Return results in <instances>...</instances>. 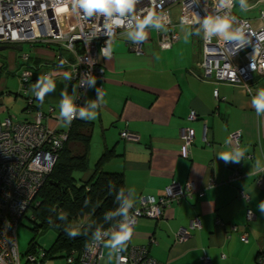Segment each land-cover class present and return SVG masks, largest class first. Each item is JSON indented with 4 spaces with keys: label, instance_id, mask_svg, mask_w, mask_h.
<instances>
[{
    "label": "crops",
    "instance_id": "obj_1",
    "mask_svg": "<svg viewBox=\"0 0 264 264\" xmlns=\"http://www.w3.org/2000/svg\"><path fill=\"white\" fill-rule=\"evenodd\" d=\"M253 2L248 0L250 8L264 9V3L253 7ZM235 7L233 11L239 16ZM180 25H176L180 40L165 50L159 48L155 30L148 31L139 55L130 49L131 42L125 36L120 34L113 40L111 58L102 61L104 102L97 118L88 121L91 140L83 178H90L101 155L111 152L102 169L122 173L125 190L135 189V202L140 195L161 194L171 182L191 181L202 194L171 204L159 219L140 218L128 244L147 246L161 264H204L203 256L209 258V264H257L258 255L264 252V214L257 208L264 200V183L258 187L256 180L264 179V173H257L253 165L257 159L264 163V115L257 116L251 99L264 88V75L255 76L251 92L241 85L203 79L195 69L203 58V34L186 39V30L194 33L199 26L185 25L182 29ZM24 53H28L27 59ZM57 53L73 58L55 44H0V75L16 76L19 83V77L28 73L35 83L38 76L50 71L56 89L42 104L35 105L43 111L52 106L45 123L63 130L66 125L59 119L61 92L74 97L76 85L64 79L67 68L55 65ZM7 84L8 77H2L0 121L8 116L30 120L25 97L19 98L18 93L12 97L10 90L3 92ZM95 85L88 89L84 104L96 99ZM191 111L196 114L193 120L189 119ZM183 127L194 133L189 147L181 140ZM124 129L136 134L138 140L121 139ZM234 131L241 133L240 147L247 151L244 160L226 164L218 154L232 147L225 142ZM239 165V178L229 181ZM240 192L246 193L248 200L241 198ZM247 209L254 215L251 220L246 217ZM196 216L201 227L190 229ZM179 229L190 234L183 242L175 238ZM244 232L247 242L240 240Z\"/></svg>",
    "mask_w": 264,
    "mask_h": 264
},
{
    "label": "built area",
    "instance_id": "obj_2",
    "mask_svg": "<svg viewBox=\"0 0 264 264\" xmlns=\"http://www.w3.org/2000/svg\"><path fill=\"white\" fill-rule=\"evenodd\" d=\"M56 3L57 0H0V44H55L70 52L72 59L57 53L54 63L69 70L72 76L70 82L76 85L75 103L83 106L90 88L86 83L81 84L84 80L95 79L96 98L97 89L103 93L105 70L102 61L106 58L100 56L101 48L105 46L107 39H111L112 45L113 40L128 29L118 28L115 35L109 38L105 35L103 17L85 18L70 11L60 12L58 8H54ZM261 3L264 0H254L252 6ZM217 4L218 0H156L155 5H152L150 0H140L135 14L141 15L145 9L155 7L157 13L169 16L171 23L167 25V31L152 28L147 30L158 33V46L165 50L180 40L176 25L181 24L183 17L192 20L190 26L195 29L199 26L197 16L203 18L208 14H217ZM236 4L230 10H221L219 14L227 13L235 17L233 28L243 27L248 43L237 49L235 42L225 43L216 37L209 42L202 37L203 58L195 64V69L205 80L241 85L249 91L255 76L264 75V11L256 21H251L234 13ZM174 6L178 8L176 19L172 12ZM129 47L135 54H142V43H130ZM28 56V53L23 54L24 59ZM42 75L53 78L50 71H45ZM18 80V94L25 96L31 119L17 121L8 116L0 121V264H44V252L26 253L22 261L23 254L17 245V231L28 210H31V219L34 218L32 210L40 204L38 193L68 139L71 125L63 130L49 127L45 120L53 112V107L48 106L46 111L35 107L39 101L32 92L34 82L31 74H22ZM213 95L218 98L217 89L213 90ZM195 118V112L191 111L189 119ZM75 120L77 119L73 121ZM180 136L185 146L189 147L194 133L191 128L183 127ZM120 137L123 140H138V136L127 129L120 132ZM228 140H231L232 147H240L241 133H230ZM239 176L240 165L232 170L228 180L233 181ZM262 183L264 179L258 177L256 185L261 187ZM195 194L201 195L202 191L197 190L193 182L187 181L184 184L171 182L157 196L140 195L130 210L134 221L133 230L140 218L159 219L163 210L171 204L192 198ZM240 196L248 200L246 193L240 192ZM246 217L248 220L254 217L250 209L246 210ZM189 227L194 230L201 227L197 216L191 220ZM110 228L111 226L104 230ZM189 235L188 230L179 229L175 238L178 242H183ZM240 240L247 242V233L241 234ZM128 242L119 252L110 250L114 264H161L149 254L147 246L130 245ZM65 261L66 264H108L109 257L104 255L103 245H92L90 240L82 250L72 249L68 252ZM202 262L210 263L206 256L202 257ZM257 264H264V252L258 255Z\"/></svg>",
    "mask_w": 264,
    "mask_h": 264
},
{
    "label": "clouds",
    "instance_id": "obj_3",
    "mask_svg": "<svg viewBox=\"0 0 264 264\" xmlns=\"http://www.w3.org/2000/svg\"><path fill=\"white\" fill-rule=\"evenodd\" d=\"M140 0H57L54 8H58L60 12H71L81 15L85 18L100 16L104 19L105 35L109 38L115 35V30L118 28H127L126 32L121 33L128 41L133 44H141L148 39V29L152 28L156 31H167V25L171 23L170 18L165 13H157L155 7L145 9L141 15H136V5ZM152 5H155L156 0H150ZM238 3L243 11L249 9L248 0H218L216 5L217 14H208L203 18L197 16L199 27L193 33L191 30H186V39L195 34L197 36L203 34V39L211 41L213 37L227 42H235V48H240L248 43L243 27L233 28L235 17L225 13L220 15L219 12L224 9H231L234 4ZM146 13V14H145ZM192 20L187 17L181 19V28L185 25L190 26ZM112 54L111 39H107L106 44L100 50V56L110 59ZM63 66V62L61 64ZM89 75V74H88ZM86 75V76H88ZM64 79L70 81L72 76L69 73L64 74ZM95 79L84 80L81 84H87L89 87L95 85ZM56 82L50 75L38 76L36 82L32 85V92L36 99L42 104L46 95L54 92ZM251 92V89H249ZM75 92V88L73 89ZM104 102V94L97 89V98L88 100L85 105L77 106L75 98L68 94L67 91L61 92L59 103V119L66 125L70 126L74 119L85 121H93L97 118L98 109ZM251 105L255 109L257 116L264 115V88L256 91L252 96ZM231 144V140L225 142ZM246 149L235 146L228 151L218 154L219 158L227 163H239L245 159ZM257 173H264V163L259 159L253 165ZM110 192L115 190V185L109 183ZM115 201L118 207L104 214V222L112 221L111 228L107 231L102 229V226H96L91 231L92 245H103L111 250V252H119L123 246L131 239L133 235V218L130 210L133 209L135 203V189L120 188L116 191ZM85 207L89 201L85 200ZM261 214H264V200H261L257 205ZM58 219L63 221L67 219L66 213H60ZM49 223L53 221L49 219ZM83 228V227H81ZM91 225L88 228H83V232L79 228L68 227L65 229L67 235L71 238L80 235H88ZM107 238V239H105ZM87 246V245H86ZM110 252V254H111Z\"/></svg>",
    "mask_w": 264,
    "mask_h": 264
},
{
    "label": "trees",
    "instance_id": "obj_4",
    "mask_svg": "<svg viewBox=\"0 0 264 264\" xmlns=\"http://www.w3.org/2000/svg\"><path fill=\"white\" fill-rule=\"evenodd\" d=\"M37 107V106H35ZM91 125L88 121L77 119L69 128L68 139L59 152L56 163L41 187L38 198L40 204L32 210L34 222L38 220L36 232L45 233L48 229L56 232L57 238L53 248L65 252L72 249L82 250L91 240V231L96 226L106 229L112 225V221L104 222V214L114 210L119 205L115 201V194L120 188L125 189L122 173H109L103 171V164L111 157L112 153H103L94 165V171L90 178L83 176L88 169V151L90 147ZM115 185V190H109V183ZM85 200L89 201L85 207ZM60 213H66V220H59ZM86 216L78 227L91 229L88 235H80L71 238L65 231L66 228L76 224L77 217ZM49 219L53 221L49 223ZM83 227V228H81ZM34 240V241H33ZM30 242L28 252L35 251V238Z\"/></svg>",
    "mask_w": 264,
    "mask_h": 264
},
{
    "label": "rangeland",
    "instance_id": "obj_5",
    "mask_svg": "<svg viewBox=\"0 0 264 264\" xmlns=\"http://www.w3.org/2000/svg\"><path fill=\"white\" fill-rule=\"evenodd\" d=\"M264 11L262 8H250L247 11H243L240 9L239 5L235 7V12L243 19L249 18H258L261 12ZM173 18L177 16L178 8L174 6L172 9ZM8 77L7 88L2 90L6 92V90L12 91L11 96L14 97V93H19V84L17 83L15 77L13 75H7L2 73L0 75V82L2 77ZM1 93V92H0ZM1 95V94H0ZM19 98H24L25 96L19 94ZM37 103V102H36ZM93 162H90V166H92ZM31 210L26 212V215L22 218L21 223L19 224L17 231V245L18 249L22 255V261L25 259V254L29 253L27 251L30 242L35 238L36 243L34 245V249L37 254L45 253L44 264H66L65 261V252L57 251L53 248V245L56 241L57 234L54 230L48 229L42 235H38L36 232V225L38 224V220L35 222L31 219ZM77 222L73 225V228L78 227L79 223H83L86 220V216L77 217ZM34 241V240H33ZM31 252V251H30ZM104 255L109 257L108 264H114V259L110 255V249L104 247Z\"/></svg>",
    "mask_w": 264,
    "mask_h": 264
},
{
    "label": "water",
    "instance_id": "obj_6",
    "mask_svg": "<svg viewBox=\"0 0 264 264\" xmlns=\"http://www.w3.org/2000/svg\"><path fill=\"white\" fill-rule=\"evenodd\" d=\"M43 233L42 232H40L38 235H42Z\"/></svg>",
    "mask_w": 264,
    "mask_h": 264
}]
</instances>
